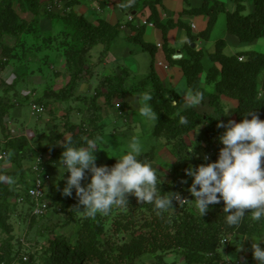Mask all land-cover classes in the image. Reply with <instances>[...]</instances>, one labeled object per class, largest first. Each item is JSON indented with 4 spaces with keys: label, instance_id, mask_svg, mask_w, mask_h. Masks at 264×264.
<instances>
[{
    "label": "crops",
    "instance_id": "1",
    "mask_svg": "<svg viewBox=\"0 0 264 264\" xmlns=\"http://www.w3.org/2000/svg\"><path fill=\"white\" fill-rule=\"evenodd\" d=\"M217 1L226 5V11L235 10V0ZM41 2L36 15L29 10L23 13L26 15V23H32V29L19 36H8L9 44L2 41V45L11 50L10 56L4 57L9 63L5 66L7 70L2 73L6 90L0 92V95L2 94L0 103L4 105L2 109L7 110L6 119L17 117V133L21 134L26 141L30 138V133L42 137V132H45L46 127L50 125L46 126L45 123L30 118L29 105L27 106L24 102L21 104L9 102L13 99L15 101L22 91L28 92L27 95H32L35 100L36 98L52 100L51 93L62 91L60 98L52 101L65 106L68 112L70 110L69 122L73 127L80 125L72 119L78 109L97 106L100 109L98 112L101 128L99 138L107 137L104 135L107 126L113 127L109 136L140 137L142 127L135 123L132 111L138 110L141 106L142 93L146 91L152 93L151 103L157 112V117L159 114L160 93L153 87L152 76L157 78L169 101L172 102L175 95L182 101L181 111L192 110L203 116L205 124L208 125V118L214 115V107L210 106L208 99H204L196 106L191 104L189 95L192 91L187 85L182 69L176 63L178 60L190 59V55L184 49L188 37L187 28L193 36H198L207 27L206 15L185 13L188 9L202 7L201 0H162L157 6L159 19L157 25L150 19L151 11L148 7L140 11H129L127 0H42ZM56 2L58 3L55 5ZM244 5V14L254 12V0H245ZM128 15H132L134 21L120 28L119 26L126 21ZM140 18L149 20L153 26H141ZM99 20L116 29L113 34L100 32L95 43L87 45L89 38L83 31L84 24H90L96 28L99 26ZM82 21L84 24L81 23ZM218 21L207 40L197 37L191 45L196 51L203 53L200 86L208 94H216L215 83L208 80L209 73L213 69L220 71V65L210 58L215 51L216 41L224 40L226 44L224 54L235 56L258 48L259 40L262 39L252 43H242L237 37L227 32L225 14L221 15ZM167 22H179L182 26L169 29L164 37L161 26L166 25ZM83 38L85 40H82ZM136 38L142 39L144 43L150 45V48L144 50L135 41ZM66 41L76 45L80 43L83 46L79 61L84 62L86 66L82 67L80 74L74 68L69 69L67 66ZM157 44H161L162 47L158 48ZM166 49L172 52L171 60L166 56ZM179 54L181 57L175 59L174 56ZM159 63H167L168 68H162ZM17 78L20 79L15 82ZM263 80L264 71L259 76L261 88ZM58 84L61 87L55 89ZM261 94L264 95V90ZM92 100L95 101L92 102ZM222 103L224 116L221 122L226 123L228 120L238 122L235 116L236 101L222 98ZM63 128L62 126V130ZM217 128L220 137L225 129L218 126ZM156 138L158 139V134ZM110 139L113 141V138ZM95 157V162H107L113 159L103 160L100 149ZM243 249L242 255L236 258L237 260L241 258L242 263L246 259L243 258ZM234 256L235 253L231 257ZM252 262L251 259L248 264H253Z\"/></svg>",
    "mask_w": 264,
    "mask_h": 264
},
{
    "label": "rangeland",
    "instance_id": "2",
    "mask_svg": "<svg viewBox=\"0 0 264 264\" xmlns=\"http://www.w3.org/2000/svg\"><path fill=\"white\" fill-rule=\"evenodd\" d=\"M12 9L20 19L26 21V15L19 10L16 3L13 4ZM224 14H219L218 18ZM218 18L216 24L219 22ZM1 38L3 42H7L6 44L10 43H8L7 37L3 36ZM259 41V47L253 51L264 53V38ZM3 46H0L1 93L6 90V83L2 78V73L7 70L5 66L9 63L2 53ZM85 66L86 64L83 62L82 67ZM18 79L20 78H17L15 82ZM60 87L61 85L58 84V87H55V89ZM27 94L28 92L22 91L15 98V101L13 99L9 100V102L12 103L13 101V104L24 102L28 106L29 96L32 95ZM61 95L62 91H59L58 93H51L50 97H52V100H57ZM36 100L39 101L38 103L45 104L47 112L42 116H36L28 106L30 108V118H35L34 120L41 121L46 126H50H47L44 130L45 132H42V137L30 133V138L27 139L26 144L23 146L20 140L24 138L21 137V134L17 133V117L6 119L5 113L7 110H3L4 105L0 103V177H11L14 181L9 184L6 180H0V188H13V194L0 193V209L2 213V221H0V245L3 242H10L16 250L18 248L22 250V246L24 248L28 247L37 256L34 264H42L45 249L50 241L61 239L71 246H76L84 238L89 228L91 233L98 232V235L94 237L98 253L89 254L88 264H184L183 253L191 250L192 245L186 246V241L185 243L183 242L181 233L178 230L180 224L184 225L182 220L186 212L199 215L194 205L188 206L187 209H181L173 204L172 207L166 210H157L154 204L140 202L135 196L129 194L126 206H114L112 211L107 215L97 214L95 217H88L83 211L76 208L78 197L75 194V190H73V195L70 197L64 196L60 191L64 186V179H61L59 169H57L60 156L55 159V166L50 168V174L55 185L52 194L53 199L56 196H60L64 202H69L70 206H64L60 202L52 201L46 215L36 219L32 217L33 215L30 213L29 208L23 202H18L16 196H18L23 188L30 185L29 179H25L23 184L20 183L22 171L27 173L26 170L29 169L32 161L38 155H43L46 159H53L54 149L48 148L47 151H43V149L48 145V138L51 133L62 131L65 119L71 118L69 116L70 110L68 112L65 106H62L59 102L38 100L37 98ZM84 103L87 104V102ZM53 105L56 106L53 107ZM89 116L90 112L88 109H78L72 116V119L78 122L77 124L80 123L82 125ZM132 116L135 123L142 127V133L139 137L142 151L139 158L156 167L157 176L161 179V184L158 179V190L160 188L163 193H167L175 190L177 186L174 183H178V185L187 184L190 177L186 175L185 169L189 166L194 167L196 164L194 151L200 150L198 147L200 144L199 132L205 123L199 125L197 129L185 136L170 138V140L161 130L157 133V139L155 129L158 121L154 124L146 122L139 114V109L132 111ZM89 128L91 131H94L91 127L87 126L84 128L86 130L83 134H86ZM112 128V126H107L104 133L107 137L100 138V142H98L97 150H101L103 160L119 158L125 154L132 140V138L125 136H109L112 133ZM73 130L77 132V129L73 128ZM118 130H120L119 127ZM24 136L26 135L24 134ZM110 138H113V141ZM68 139H71L70 135L66 134L63 140L57 144V147H60L63 141ZM10 142L17 145L14 148L15 152L13 149L8 148L7 144ZM179 143L183 145L182 148L178 147ZM194 143L196 146L193 152H187V148ZM18 152L25 154V158L22 162L20 161L21 169L16 164V154ZM97 153L98 151L95 153V156ZM198 155H202V152L199 151ZM95 163L97 166L103 165V161ZM176 163L179 164L178 169L175 168ZM67 175L68 173H64L65 177ZM89 179L90 173L86 172L85 178L81 182L82 186L86 185ZM184 181H187V183H184ZM208 211L210 210L208 209ZM256 222L258 233L252 239L264 240V221ZM244 225L245 221L243 220L238 226H230L227 222L221 225L213 241L215 244L204 250L206 257L209 259L208 264H243L241 258L240 260L236 259L239 255H242L241 251L243 248L245 249H243V258H251L253 260L252 263L257 264V261L252 256L250 247L253 241L251 238H246L243 229ZM211 234L213 233L204 235L198 233L191 236V233L189 234V231H187V235L192 237L191 243H195L198 239H211ZM224 239H227L226 243L223 242ZM263 245L261 244V247ZM233 252L235 256L231 257L234 254Z\"/></svg>",
    "mask_w": 264,
    "mask_h": 264
},
{
    "label": "trees",
    "instance_id": "3",
    "mask_svg": "<svg viewBox=\"0 0 264 264\" xmlns=\"http://www.w3.org/2000/svg\"><path fill=\"white\" fill-rule=\"evenodd\" d=\"M42 0H1L0 1V46L2 45L1 37L8 36H19L24 32H29L32 29V23L27 24L26 21L20 19L16 12L12 9L13 4L16 3L19 7V10L24 12L37 14V11L40 8ZM202 7L199 9H188L185 11L186 14L196 15L203 14L208 17V24L204 32L198 36H193L190 33V30L187 28L188 37L184 45V49L190 55L189 60H178L176 63L182 69L184 76L187 80V85L189 89L194 92H201L204 99H208L210 106L214 107V115L209 117L208 125L204 124L205 119L203 116L196 114L192 110L181 111L180 106L182 101L173 95V101L177 103L175 105L171 104V101L166 97V92L161 89L160 84L155 76H152L153 87L156 91L160 93V104L158 111V123L156 125L155 133L163 131L167 138H174L179 136H185L189 132L194 131L201 124H204L202 129L199 132V148L200 150L194 152L196 158V164L199 163L197 157L199 151L204 153L208 152L210 149L215 148L217 153L223 145L220 143L218 136L217 125L222 121L224 116L222 98H229L236 101L237 107L235 111V116L238 122L244 118H251L246 116L248 112L255 113L260 119L264 120V95L261 92L264 90V80L262 82V88L259 83V76L264 71V53L249 51L240 53L235 56H226L224 54V48L226 46L224 40H218L215 43V51L210 55V58L213 62L220 65V71L211 70L208 75V80L215 83L216 94H208L200 86V76L203 71L201 59L203 57L202 51H196L192 48V44L195 42L196 38L207 40L210 36V33L213 27L216 24L219 14L225 13L226 15V29L227 32L235 37L242 43H252L260 38H264V0H254V12L250 14H244L245 11V0H235V10L232 12H227L225 5L217 0H201ZM162 0H127V5L129 11H140L144 7H148L151 11L150 19L154 24H159L158 21V11L157 6L161 4ZM37 22V20H34ZM81 23L84 24V21ZM83 29L84 33L89 38L87 45L95 43L96 37L100 32H108L113 34L116 28H113L106 24V22L99 20V26L94 28L90 24H84ZM182 26V24L167 22L166 25L161 26L163 31V36L165 37L167 31L175 26ZM120 27V26H119ZM69 34V33H68ZM113 37V36H111ZM82 40H85L83 38ZM135 41L141 45L144 50L150 48V45L144 43L142 39L136 38ZM3 46V45H2ZM66 46L68 50L66 52V62L69 69L74 68V70L80 74L82 73V63L80 62V53L83 46L78 43L70 44L69 41H66ZM11 49L3 46L2 53L3 55L10 56L9 52ZM166 56L171 60L172 52L165 50ZM242 56L244 59L242 61L238 60V57ZM97 97V96H96ZM203 99V100H204ZM95 100H92L94 102ZM45 105V104H44ZM95 106V105H94ZM89 106L88 110L90 112L89 118L82 125L73 127L70 124L69 119H65L63 124V130L51 133L48 138V145L43 149L47 151L48 148L54 149L53 159H46L43 166L46 167L48 173H50V168L55 166V159H57L62 152V145L57 147V144L63 140V137L66 134L70 135L71 141L75 146H82L85 144L86 139H92L99 136L100 131V115L98 112L100 109L95 106V108ZM4 107V106H3ZM93 111V112H92ZM187 118L188 124H182L181 118ZM87 126L91 127L94 131H89L86 134L83 132L86 130ZM83 127V128H82ZM214 127V128H212ZM73 128L77 129V132L74 133ZM81 134V135H79ZM82 136V137H81ZM22 146L26 144L25 139L20 140ZM8 148L13 149L17 147L16 144L10 142L7 144ZM179 148H182L181 143L178 144ZM51 151V149H49ZM200 156V155H199ZM17 165L21 169L22 160L25 158V154L18 152L16 154ZM116 163L115 158L110 159L107 162H103V165L109 167L113 166ZM195 164V165H196ZM175 168H179V164H175ZM26 170V169H25ZM27 173L22 171V176L20 183H24L25 179H29V186H31L33 176L31 168L29 167L26 170ZM25 171V172H26ZM26 174V176H25ZM191 182V177L187 184H182L184 187H188ZM175 186H180L174 183ZM55 185L53 180L50 181V193L47 196V201L50 209V204L52 201L60 202L64 206H70L69 202H64L60 196H56L53 199L52 192L54 191ZM27 187L23 188L19 192L18 199H23V204H25L30 211L29 200L26 196ZM176 189V188H175ZM171 192H174L171 191ZM0 193L3 194H13V188L6 189L0 188ZM17 195V194H16ZM174 204V203H173ZM177 208L187 209L188 206H178L174 204ZM223 201L218 204L210 205L209 210L202 217L198 214H192L191 212H186L184 215L182 224L179 226V232L181 233V239L186 246L191 244V250L183 253V263L184 264H208L209 259L206 257L204 250L211 245H214L213 241L215 240L216 233L221 228V225L226 222L227 213L223 211ZM48 209V210H49ZM251 209L245 210V225L243 229L246 234V238L255 237L258 233L257 222L251 218ZM0 209V221H2ZM33 218H36L32 216ZM42 218V217H39ZM37 219V218H36ZM187 231L192 235L200 234H211V239L202 240L198 239L195 243H191L192 237L187 235ZM98 235V232L91 233V230L88 228L85 236L81 239L80 243L76 246L69 245L65 240L54 239L48 243L47 248L45 249L44 257L42 258V264H88L89 254L98 253L96 249V241L94 237ZM188 239V240H187ZM212 243V244H211ZM181 245V244H178ZM264 246V245H263ZM262 246V247H263ZM251 247V246H250ZM14 248L10 242H3L0 245V264H34L37 256L31 252L30 248L23 246ZM27 257V261H22V256ZM251 261V258L244 259L243 264H248Z\"/></svg>",
    "mask_w": 264,
    "mask_h": 264
},
{
    "label": "clouds",
    "instance_id": "4",
    "mask_svg": "<svg viewBox=\"0 0 264 264\" xmlns=\"http://www.w3.org/2000/svg\"><path fill=\"white\" fill-rule=\"evenodd\" d=\"M129 2L131 3V0ZM145 20L153 26L152 22ZM159 45L160 47L158 44L156 46L161 48V44ZM175 57L179 58L181 54ZM164 64L168 66L167 63ZM31 98L34 99L33 96H29V100ZM152 99L150 91L143 93L139 114L146 122L154 124L158 117L152 106ZM203 99L201 92L189 95L193 106L199 105ZM34 102H36L35 99ZM171 103L175 105L177 102ZM245 115L251 118L241 119L240 122L232 120L226 123L220 122L217 126L225 129L219 137L223 147L218 153L215 148L206 153L202 151V155H197L199 163L196 165L198 166L195 165V168L189 166L185 169L186 175L192 178L188 191L193 197L191 200L194 201L199 215L202 217L210 205L223 201V211L227 213L226 222L230 226H238L245 217L247 209L252 210V220L264 221V165H262L264 164L262 160L264 158V120L251 111ZM180 122L185 125L189 123L187 118L183 117ZM99 140V137L86 139L82 146L73 145L71 139L64 140L62 143L63 150L57 163L59 175L61 179H64V186L60 191L64 196L70 197L75 190L78 197L76 207L78 210L83 211L88 217H95L97 214L107 215L114 206H126L129 194L135 196L140 202L154 204L157 210L172 207L174 200H184L177 193H163L160 188L158 190V179L160 184L161 179L157 176L156 167L139 158L142 151L139 136L132 138L128 151L119 158H115L116 163L111 167L97 166L95 163ZM195 146V143L192 144L187 148V152H193ZM211 150L216 152L217 159L204 162L203 156ZM86 172L90 173V179L86 185L82 186L81 182ZM64 173H68L67 177ZM0 180H6L9 184L14 182L11 177H0ZM251 240L253 241L251 244L253 258L257 264H264V247H261L264 240Z\"/></svg>",
    "mask_w": 264,
    "mask_h": 264
},
{
    "label": "built area",
    "instance_id": "5",
    "mask_svg": "<svg viewBox=\"0 0 264 264\" xmlns=\"http://www.w3.org/2000/svg\"><path fill=\"white\" fill-rule=\"evenodd\" d=\"M132 21H134L133 16L128 15L126 21L123 24H121L120 28H124L128 23H131ZM140 24L144 26H149V27L152 26V24L147 22L145 19H141ZM158 47H160L159 44H158ZM242 59H243L242 57L238 58L239 61H241ZM159 65L162 66L164 69L168 68L166 64L159 63ZM29 103H30V108L32 112L36 116H42L43 114L46 113L47 111L46 107L43 104L34 102L33 98L29 100ZM217 156L218 155L216 154V152L214 150H211L209 153L203 156V161L208 162L211 159L216 160ZM205 157H207V159H205ZM45 161H46V158L43 155H38L32 161L30 168L34 176H33L31 186L27 187L26 189V196L29 200V205H30V213L36 218L45 216L49 209L47 196L50 193V181L52 178H51V174L48 173L46 167L43 166ZM191 182H192V178H191ZM191 182L189 186L191 185ZM189 186L188 187L178 186L176 188L174 193L179 194L180 198L184 200H180V199L174 200L173 201L174 204L178 206L194 205V201L191 200L193 199V197L191 193L188 191ZM22 201H23L22 198L18 199V202H22ZM223 242L226 243L227 239H224ZM22 261L23 262L27 261V257L25 255L22 256Z\"/></svg>",
    "mask_w": 264,
    "mask_h": 264
},
{
    "label": "water",
    "instance_id": "6",
    "mask_svg": "<svg viewBox=\"0 0 264 264\" xmlns=\"http://www.w3.org/2000/svg\"><path fill=\"white\" fill-rule=\"evenodd\" d=\"M176 58V57H175ZM169 98H171V96H169Z\"/></svg>",
    "mask_w": 264,
    "mask_h": 264
}]
</instances>
